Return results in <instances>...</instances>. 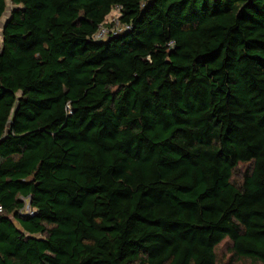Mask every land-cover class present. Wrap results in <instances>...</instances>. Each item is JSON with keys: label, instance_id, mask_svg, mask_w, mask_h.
Masks as SVG:
<instances>
[{"label": "trees", "instance_id": "obj_1", "mask_svg": "<svg viewBox=\"0 0 264 264\" xmlns=\"http://www.w3.org/2000/svg\"><path fill=\"white\" fill-rule=\"evenodd\" d=\"M10 1L0 264H264V0Z\"/></svg>", "mask_w": 264, "mask_h": 264}, {"label": "rangeland", "instance_id": "obj_2", "mask_svg": "<svg viewBox=\"0 0 264 264\" xmlns=\"http://www.w3.org/2000/svg\"><path fill=\"white\" fill-rule=\"evenodd\" d=\"M7 1V8L4 13V15L0 19V39L2 38V31H3V25L5 21L10 16V13L12 9H14L16 6L11 3L10 0ZM119 17V12L116 8H114L111 13L106 17L105 22L103 24V28L110 31L111 29L120 28L121 24H116V20ZM247 167V164H242L238 167V169L235 172L234 180L236 182H239L243 178L244 171ZM231 241L230 239L226 238L223 240L217 247H216V254H217V264H227L232 257L231 254ZM231 264H259L255 263L253 260L249 258H242L240 260H234Z\"/></svg>", "mask_w": 264, "mask_h": 264}, {"label": "built area", "instance_id": "obj_3", "mask_svg": "<svg viewBox=\"0 0 264 264\" xmlns=\"http://www.w3.org/2000/svg\"><path fill=\"white\" fill-rule=\"evenodd\" d=\"M116 9L118 10V12H120V7H116ZM116 24H121L119 22V19L117 18L116 20ZM102 25H100L99 29L97 30V32L95 33L94 35V38L98 39V40H103V39H106L108 37V35L110 34H115L117 33L118 31L124 29L125 27H127L126 25H120V28H115V29H111L110 31H108L107 29L103 28ZM3 208L2 206L0 205V212H2ZM21 212L23 214H27V215H33L34 214V209L30 206V203L27 202L26 205L24 206V208L21 209Z\"/></svg>", "mask_w": 264, "mask_h": 264}, {"label": "water", "instance_id": "obj_4", "mask_svg": "<svg viewBox=\"0 0 264 264\" xmlns=\"http://www.w3.org/2000/svg\"><path fill=\"white\" fill-rule=\"evenodd\" d=\"M6 21H7V20H6ZM6 21H5L4 25H3V28L5 27Z\"/></svg>", "mask_w": 264, "mask_h": 264}]
</instances>
